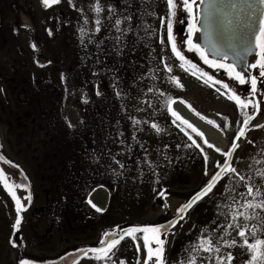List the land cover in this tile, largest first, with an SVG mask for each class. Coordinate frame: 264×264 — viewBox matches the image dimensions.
<instances>
[{"label":"rangeland","instance_id":"obj_1","mask_svg":"<svg viewBox=\"0 0 264 264\" xmlns=\"http://www.w3.org/2000/svg\"><path fill=\"white\" fill-rule=\"evenodd\" d=\"M73 3L76 8L72 7ZM94 3L95 0H60L45 7L42 0H0V145L3 146L0 154L6 158L0 167L9 183L17 186V195L25 205L17 213L15 199L0 181V264H17L21 256L55 261L73 249L98 246L103 233L117 226L126 228L179 220V209L208 181L205 171L211 174L213 160H223V157L204 145L209 155L205 169L199 149H176L177 143L191 142L189 135L183 127L171 123L175 118L162 102L161 110L155 111L157 101L154 93H147L148 87L156 85L175 103L191 104L200 113L198 117L215 128L208 121H216L224 129V148L242 126L243 113L225 95L223 85L214 87L212 81L205 83L207 77H202L200 71L193 76L181 69L170 44L160 45L159 36L163 34L166 40L167 35V0H133L131 4L128 0H100L102 6L112 3L119 11L129 8L133 12L135 34H127V47L114 46L112 37L117 33L114 29L106 31L103 26L96 34L97 42L102 41L99 48L96 44L81 43L79 30L84 20L77 9L83 8L91 27L96 14L90 5ZM101 15H107L106 7ZM161 17L165 18L163 27ZM187 23L186 13L178 7L173 18L178 47L201 71L225 81L242 98H247L248 84L239 85L226 76L225 70L212 69L198 54L183 46ZM194 41L199 42L195 37ZM161 57L172 66L171 74L163 69ZM255 58L256 53L249 63ZM243 70L249 74L247 68ZM169 75L178 77L183 87L175 81L169 82ZM114 84L128 93L123 100L115 95ZM97 85L101 95L96 94ZM261 93H264V84L258 83L254 99L260 101V112L250 121L246 138L238 141L239 148L234 154V160L239 159L238 169L252 175L255 170L264 169V128L253 126L264 124V94ZM144 100L153 107L141 103ZM121 104L127 111L122 110ZM137 107L144 110L138 112ZM247 111L251 113V107ZM129 117L149 122L137 133L136 139H132ZM152 121L165 131L155 133L150 128ZM118 131L124 133L123 145L119 144ZM197 136L198 133H192V139ZM197 142L202 143V139ZM164 144L170 145L167 152L172 163L161 168L159 177L149 174L139 177L136 165L144 157L145 149L155 159L156 150ZM106 149L126 164L124 175H113L104 167L107 155L100 163L93 159ZM7 160L12 164H7ZM21 183L28 187H18ZM225 183L226 178L213 191L219 195ZM98 187L109 191L107 207L101 211L93 208L88 200ZM157 187L166 190L167 196L157 195L154 191ZM215 203V199L205 197L188 210L171 230L175 236L168 235L166 257L178 259L182 246L214 219ZM17 218L21 219L18 228L14 226ZM137 242L141 244L139 253L135 247ZM145 254L142 238L133 241L126 237L119 246V255L125 264H136L138 257L143 264ZM73 258L66 257L59 264H72ZM80 264L86 262L81 260Z\"/></svg>","mask_w":264,"mask_h":264},{"label":"snow or ice","instance_id":"obj_2","mask_svg":"<svg viewBox=\"0 0 264 264\" xmlns=\"http://www.w3.org/2000/svg\"><path fill=\"white\" fill-rule=\"evenodd\" d=\"M132 2L133 0H128L129 4ZM42 3L45 7H51L60 3V0H42ZM72 7L76 8V5L73 3ZM90 7L96 14L91 22L93 25L91 27H89L88 16L83 14V8L77 9L84 20V26L80 27L79 30L82 37L81 43L85 46L89 43L96 44L99 48L102 41L97 42L96 34L101 32L103 26L106 31L114 29L117 33L112 37L114 46L127 47L126 36L128 33H134L135 29L133 12L129 8L119 11L112 3L102 6L100 0H95L94 5H90ZM105 7L107 15L102 16L101 13L105 11ZM178 7L186 13L188 20L187 37L183 42V46L189 52L198 54L203 63L210 65L212 69L225 70L226 76L238 82L239 85L248 84L249 95L247 98H242L225 81L217 80L208 72L201 71L199 66L185 55L181 47H178L176 37L173 34V18L177 15ZM167 8V35L166 40L163 34L159 36L160 45L167 47L170 44L171 53L180 61L181 69L191 72L193 76L197 75V71H200L202 77H207L205 83L212 81L214 87L223 85L226 90L225 95L230 100L235 101L243 113L242 126L234 133L230 145L227 148H222L217 146L216 143H209V139L205 138V133L173 108L172 105L175 101L166 96L159 87L153 85L147 88V93H154L153 98L157 101L154 106L155 111L161 110L160 103L162 102L166 110L170 111L172 117L175 118L171 123L177 127H183L189 135L191 142H186L183 145L177 143L175 145L176 149H199L202 153L205 169H207L209 155L204 145L223 157V160H213L212 173L209 174L207 170L205 171V175L208 176L206 184L179 209V220H183L194 204L208 197L209 200L215 199L217 201L215 203L214 219L209 224L202 226L198 234L182 246L176 260H170L165 255L168 235L175 236L174 231L171 230L179 222V220L174 219L166 224H149L126 228L117 226L116 229L103 233V238L98 242V246L73 249L71 252H66L63 256L57 257L55 261L21 256L17 264H59L60 261L69 256L74 257L72 264H80L81 260L85 261L86 264H93V262L95 264H125V261L119 255V246L126 237L131 238L133 241H139L142 238L143 246L146 249L143 264H234V262H238V264H264V169H257L255 175H252L250 172L239 170L236 166L239 159L234 160V154L239 148L238 141L241 138H246L250 121L260 112V101L254 99V97L257 96L258 83L264 84V0H226V2L225 0H167ZM160 23L163 27L165 18L161 17ZM48 31L51 35V29ZM152 34H155V32L153 31ZM84 37L87 38L86 41L83 39ZM194 37L200 42H195ZM32 46L35 47V44ZM250 53H256V58L252 63H249L246 59ZM161 63L166 73L171 74L173 72L172 66L166 63L163 57H161ZM244 68L248 69V75L245 74ZM253 70H256V74H252ZM149 71L154 72L153 69H149ZM94 75L96 74L94 73ZM153 78L157 79L158 77L154 76ZM140 79H144L143 74H141ZM167 79L169 82L175 81L180 87H183L179 78L175 75H169ZM113 87L115 95L121 100L128 95L123 89L117 88L115 84ZM217 90L219 91V89ZM96 94L101 95L98 85ZM141 103L153 107L148 100ZM121 107L122 110L127 111L124 109L123 104H121ZM188 107L197 116L200 115L195 108H192L191 104H188ZM249 107L252 109L251 113L247 111ZM143 110L142 107L136 109L138 112ZM129 119L133 128L132 139H136L137 133L142 131L143 127L149 122L136 117H129ZM178 121L180 123H177ZM208 122L224 132V129L216 124V121L210 120ZM253 126L264 128V124L259 123ZM150 128L155 133L165 131L155 121L150 123ZM192 133H198L196 139H192ZM117 137L119 138V144H125L122 131L117 132ZM199 139H202V143L197 142ZM249 142L251 143V141ZM2 147L0 145V148ZM169 148L170 145L168 144L158 148L155 159H152L151 153L148 149H145L144 157L138 160L136 165L139 177L142 178L145 174L159 177L161 168L172 163V158L169 157L167 152ZM109 152L110 150L106 149L104 154L97 155L93 159L100 163L107 155V162L104 163V167L113 175H124L127 169L126 164L117 156L108 154ZM5 160V156L0 154V162ZM6 162L9 165L12 164L11 160ZM256 163H260V161H256ZM15 166L19 167V165ZM248 167L251 171L252 166L249 165ZM225 178L224 191L217 195L213 189ZM257 179L259 182H257ZM0 181L3 182V186L15 199L17 213L22 212L25 205L22 203L21 197L17 195V186L9 183L2 167H0ZM156 183L159 185L158 179ZM18 187L27 188L28 184L21 183ZM154 191L162 198L167 196V191H161L159 187ZM31 199L32 195L29 192L27 200L30 202ZM92 207L95 208L96 205L93 204ZM101 210L97 209V211ZM20 224L21 219L17 218L14 226L18 228ZM233 233H235V236H233ZM137 234H140V236L138 237ZM13 246H15L14 241ZM135 247L139 253L141 244L137 242ZM136 264H141L139 257Z\"/></svg>","mask_w":264,"mask_h":264},{"label":"bare ground","instance_id":"obj_3","mask_svg":"<svg viewBox=\"0 0 264 264\" xmlns=\"http://www.w3.org/2000/svg\"><path fill=\"white\" fill-rule=\"evenodd\" d=\"M174 108L179 111L185 119L189 120L191 123L196 125L200 131L204 132L205 137L208 138L211 143H216L217 146L222 148L226 147V140L224 138L223 132L201 120L187 105L183 104L181 101H177L174 104ZM108 200L109 191L103 187H98L95 189L89 197V201L96 205V209L102 210L107 207Z\"/></svg>","mask_w":264,"mask_h":264},{"label":"water","instance_id":"obj_4","mask_svg":"<svg viewBox=\"0 0 264 264\" xmlns=\"http://www.w3.org/2000/svg\"><path fill=\"white\" fill-rule=\"evenodd\" d=\"M225 2H226V0H225ZM199 41V40H198ZM200 42V41H199ZM254 55V53H250L247 57H246V59L248 60V62H249V60H250V58L252 57ZM173 108H174V105H173ZM206 138V137H205Z\"/></svg>","mask_w":264,"mask_h":264},{"label":"flooded vegetation","instance_id":"obj_5","mask_svg":"<svg viewBox=\"0 0 264 264\" xmlns=\"http://www.w3.org/2000/svg\"><path fill=\"white\" fill-rule=\"evenodd\" d=\"M90 195H91V193H90ZM90 195H89V197H90ZM89 197H88V200H89ZM89 203L91 204V205H93L90 201H89ZM96 208V207H95Z\"/></svg>","mask_w":264,"mask_h":264}]
</instances>
